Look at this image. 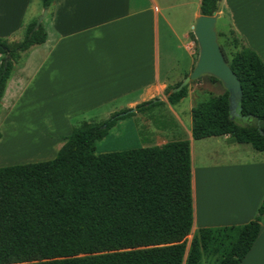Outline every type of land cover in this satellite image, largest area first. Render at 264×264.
Returning <instances> with one entry per match:
<instances>
[{"label":"trees","instance_id":"obj_1","mask_svg":"<svg viewBox=\"0 0 264 264\" xmlns=\"http://www.w3.org/2000/svg\"><path fill=\"white\" fill-rule=\"evenodd\" d=\"M40 1L44 9H49L54 0ZM219 3L220 0H200V15L216 14ZM34 25L35 20L26 26L19 44L0 38V105L14 64L46 40L42 23L30 36ZM237 41L233 40L236 51L230 57L220 47L242 87L239 114L247 118L248 124L230 120L228 93L224 91L191 109V137L201 140L228 136L234 143L264 152V64L256 53L237 46ZM175 87L165 92L170 106L187 96L188 86L169 94ZM162 104L142 103L136 112ZM125 112L128 110L102 122H83L74 127L52 160L0 168V264L243 261L259 234L264 195L252 221L191 233L189 141L95 154V144L119 120L134 115H122Z\"/></svg>","mask_w":264,"mask_h":264},{"label":"crops","instance_id":"obj_2","mask_svg":"<svg viewBox=\"0 0 264 264\" xmlns=\"http://www.w3.org/2000/svg\"><path fill=\"white\" fill-rule=\"evenodd\" d=\"M38 2L0 0V38L21 43L17 34L24 33L44 10ZM199 7L200 0H54L42 21L45 42L14 64L1 100L0 130L14 121L16 127L31 121L43 137L42 145L56 150V155L72 133L73 121L81 116L104 121L114 113L134 110L110 131L126 120L131 122L126 126L138 131L132 120L152 109L136 112V107L150 101L169 105L166 90L180 83L196 64L198 53L190 31ZM217 13L218 20L229 17L240 45L264 64V0H220ZM179 37L185 40L182 54L176 43ZM174 116L169 134L155 130L150 143L190 142L191 233L252 221L264 195V157L256 155L257 160L249 157L242 163L241 153L253 154L245 144L228 136L193 140L191 119L185 123ZM196 147L201 156L197 163ZM209 148L210 154L203 152ZM232 170L245 174L242 185L225 174ZM240 264H264V216L255 243Z\"/></svg>","mask_w":264,"mask_h":264},{"label":"rangeland","instance_id":"obj_3","mask_svg":"<svg viewBox=\"0 0 264 264\" xmlns=\"http://www.w3.org/2000/svg\"><path fill=\"white\" fill-rule=\"evenodd\" d=\"M41 5L39 0L38 6ZM28 21V16L25 19V23ZM33 30V29H32ZM22 31V30H21ZM25 31V30H24ZM32 32V31H31ZM216 32L218 35V43L221 45L227 55L230 57L232 52L236 51V48L233 45V40H238L237 36L233 34L231 31V22L228 16H221V18L216 23ZM23 34V35H21ZM25 33L17 34L19 37V41L24 39ZM190 36L192 37V41L194 42L195 53H197V43L195 42V38L190 31ZM187 42V41H186ZM176 43L179 44V53L182 54L183 49L182 45L185 40L182 37L176 39ZM237 46H240L239 41H237ZM190 91L191 95L183 100H181L177 105H161L159 107L153 108L152 111H149L145 115H143L140 119L132 120L133 123L136 124L138 131L127 123H131L129 120H126L122 124L116 125L108 135L101 141L95 144V154H109V153H120L126 152L134 149L140 148H148L156 146L154 143H150L152 138L150 134L156 131H162L165 134H169V125H171V121L175 119L174 114H177L182 121L187 123L190 119L189 107L196 106L198 103L208 100L211 96H219L224 93V88L222 87L219 81H213L209 76H202L195 81H191L187 88V93ZM166 97V94H165ZM96 116L98 115L96 112L94 113ZM94 114H91L94 115ZM99 117H87L81 116L73 121L74 127L80 125L83 121H99L102 122ZM238 123L242 125L248 124V120L237 118ZM28 122V124H27ZM25 126H15L14 123H10L8 127L1 129L2 141L0 142V168L11 166V165H22V164H30L42 161H49L54 159L56 155V150L45 148L46 146L42 145L43 137L39 136L38 130L34 129L33 123L31 121H27ZM167 127V128H165ZM164 128V129H162ZM60 139L61 137H55ZM171 141V140H168ZM248 149H251V153L253 154H243L241 153L239 159L242 163V160H248L249 157H255L256 155H260V157H264V152L259 153L256 152L251 146L246 145ZM198 147L195 148L196 159L195 163L200 162L201 156H199L200 152ZM203 149V152H208L209 154L212 151V148ZM255 151V152H254ZM205 159V157H202ZM212 159H208V163L213 161ZM256 159V157H255ZM211 160V161H210ZM250 160V159H249ZM257 160V159H256ZM199 164V163H198ZM242 171L232 170L229 173H225L227 176L231 178H235L238 182L245 179V174L240 173ZM242 185V182H241ZM191 239V235L188 237V241Z\"/></svg>","mask_w":264,"mask_h":264},{"label":"water","instance_id":"obj_4","mask_svg":"<svg viewBox=\"0 0 264 264\" xmlns=\"http://www.w3.org/2000/svg\"><path fill=\"white\" fill-rule=\"evenodd\" d=\"M47 9H44L35 22L32 32L36 31L42 21L47 17ZM219 14L212 16L199 15L195 18L192 27V34L198 47V58L191 73L186 76L177 87L170 90L169 94L180 92L187 87L191 81H195L202 76H209L217 79L225 91L228 93L229 118L237 122V118L246 119L240 116L243 91L237 76L229 67L225 60L221 47L218 43L216 23ZM134 110L123 113L126 115ZM238 123V122H237Z\"/></svg>","mask_w":264,"mask_h":264}]
</instances>
